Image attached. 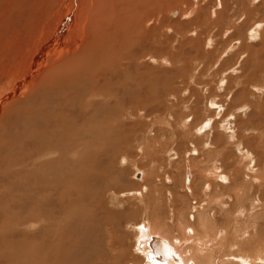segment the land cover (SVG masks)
<instances>
[{
	"label": "rangeland",
	"instance_id": "rangeland-1",
	"mask_svg": "<svg viewBox=\"0 0 264 264\" xmlns=\"http://www.w3.org/2000/svg\"><path fill=\"white\" fill-rule=\"evenodd\" d=\"M53 1L0 0V264H72V261L73 264H113L119 259L120 251L125 250L126 259L119 264H144V254L137 250V238L139 230L144 229L142 223L149 224V219L153 220L151 214L170 224V233L179 237V232L171 226L175 223L170 222L172 211L167 204L166 188L172 190L175 184H179L176 194H189L190 200L186 199L183 203L185 215H188L185 218L188 224L194 225L196 234H202L195 226L200 210L209 215L211 230L223 233L228 230L231 213L237 208L233 197L236 188L233 184L236 183L232 177L235 173L237 187L243 186L245 189V194L238 196L237 202L250 209L248 215L253 214L244 231L252 236L254 228L259 229L252 241L261 238L256 244L259 251L264 253V107L261 108V104H264V80L259 78L253 85L244 87L246 101L253 109L251 119L257 121V115L263 113L260 115L263 119L261 126L253 122L248 127L251 123L249 120L244 141L242 138L236 139L235 134L238 124H241L240 118L248 116L249 109L244 106L241 114L238 101L231 99V93L237 89L234 86L238 78L236 66L244 59V53H240L241 58L238 59L239 53L233 51L243 43L259 46L264 30V0H225V7L220 6L219 0H197V5L193 0H176L175 4L167 5L161 0L159 6L149 9L140 22L142 35L138 40L149 41L140 45L132 43L130 48L128 46L123 52H117L114 64L109 56L105 62L101 61L100 51L92 52V48L84 54L80 44L73 41L75 34L65 40L61 34L53 39V34L47 33L60 19L57 15V9L60 10L57 4L60 2ZM37 5L43 8V22L35 17ZM248 5L255 9L251 14L253 20L242 25L244 19L235 15ZM52 6L55 16L50 10ZM226 8L229 16L224 13ZM50 14L53 16L49 17ZM217 14H220L218 19ZM198 18L202 20L201 25L196 21ZM208 18L212 20L209 24L212 32L203 28ZM65 21L59 24L58 30L65 25L64 22L66 26L69 25L68 18ZM190 22L196 23L188 27L187 23ZM226 31L236 34L226 39ZM96 34L109 36L105 31H96ZM82 38L86 39L88 35ZM183 42L188 44L182 45ZM70 56L85 61L84 69L93 66L108 70L107 74L104 71L107 81L102 78L95 81L96 78L93 80L91 76H80L77 82L71 80L66 74L67 66L64 67V61ZM186 58L189 59L185 63ZM259 58H262L261 54ZM217 60L223 64L219 65ZM59 63L62 64V69L57 73L59 75L55 71L51 76L52 68L55 70ZM251 70L249 65L243 68L244 74ZM87 73V76L91 74ZM263 74L264 65L260 76ZM180 75L183 76L182 81H186V86H179L178 80L174 79ZM141 78L150 86L158 87L157 96L149 103L145 114L139 111L135 99L132 96L126 98L120 88L121 85L134 88ZM173 79L176 81L174 84H178L173 88L179 87L175 92L179 98L163 94L165 90L172 93L170 85ZM111 87L115 91L113 94L110 90L113 98L100 100V97H91L99 89L107 92ZM226 95L230 97L228 100ZM224 118L229 121L227 124L222 121ZM237 118L239 121H236ZM78 143L81 145H75ZM219 144L220 149H224L220 158L217 157L215 163L208 161L216 156ZM225 151L231 152L226 154L229 155L228 160L223 156ZM61 155L67 158L66 161ZM102 155L105 156L103 160ZM130 155L134 157L130 158ZM97 159L103 162L98 163L99 174L107 170L112 180L111 174L116 178V174L124 172L127 178L122 182L126 185L123 191L112 192V197H107L111 198V203H106V206L102 204L103 208H109L108 212L113 216L109 217L110 220H104L101 210L94 207L98 196L92 201L85 198L87 204L94 202L89 205L93 211L95 209L91 218V208H83L76 191L69 189L67 173L71 168L80 166V163L81 166L85 163L84 166L90 167ZM223 164L229 169L222 170ZM145 169L148 174L154 175L155 186L160 188L157 194L150 192L145 185ZM202 169L210 172L205 179H202ZM116 170H119L118 173ZM223 171L227 173L225 177L220 176ZM188 174L190 179L187 183ZM130 181L140 187L142 185V190L139 187V192L130 190ZM194 181L198 183L194 189L196 194L189 192ZM228 181L230 190L222 185ZM116 183L120 182L116 180ZM82 185L84 189L89 188L88 191L100 188L91 183L85 186V181ZM219 189L222 195H231L227 203L226 197L221 200L216 192ZM144 197L148 198L136 202ZM154 202L158 206L151 209L150 205ZM229 203L232 204L230 211ZM125 210H129L127 215L122 214ZM82 216L88 218V226ZM77 222L81 225H76ZM235 226L237 229L243 228L240 222ZM164 229L167 232V227ZM236 234L239 235V231ZM227 236L230 238L232 234L228 232ZM155 238L162 239L159 235ZM244 246L242 249H246L245 252L254 258V250ZM25 247L27 250H24ZM102 255L104 263L101 257L99 262L98 257ZM230 264L238 263L234 260Z\"/></svg>",
	"mask_w": 264,
	"mask_h": 264
},
{
	"label": "bare ground",
	"instance_id": "bare-ground-1",
	"mask_svg": "<svg viewBox=\"0 0 264 264\" xmlns=\"http://www.w3.org/2000/svg\"><path fill=\"white\" fill-rule=\"evenodd\" d=\"M42 0H40L41 2ZM51 1V0H50ZM161 0H59L56 1L58 2L59 4L57 5H60V6H57V7H60V10L57 9V15H59L60 19H59V22L58 24L50 31L47 30V33L49 35L53 34V39H55L59 34L63 35L62 38H64L65 40H67L66 37H68V40L71 36H73L72 34H75L76 37L73 36V41L77 42V44H80V50L84 51V54L87 53L89 51L90 48H92V52H95V51H100V57H101V61H106L107 60V57H111V62L112 64L115 63V58L117 56V52H120L123 50H125L126 47L129 46L130 48V45L132 43H137L138 45L140 44H144L146 42H148L149 40H138L140 38V36L142 35V29H141V26H140V22H141V19L144 15L147 14L148 10L149 9H156V7H158L159 5V2ZM218 0H216L217 2ZM46 2V1H45ZM164 2L166 3V5L169 3V4H175L176 3V0H164ZM225 0H219V4L221 7H225L224 3ZM53 3H55V0L53 1ZM79 3V4H78ZM193 3L194 5H197V0H193ZM49 4L52 5V3L50 2ZM45 5V4H44ZM43 5V6H44ZM63 5V6H62ZM34 6V5H33ZM48 6V5H47ZM46 6V7H47ZM62 6V8H61ZM242 6V5H241ZM51 8V6H48ZM45 8V7H44ZM49 8V9H50ZM235 8V7H234ZM46 9V8H45ZM48 9V8H47ZM48 9V10H49ZM47 10V11H48ZM53 11V6H52V9H50ZM55 10V8H54ZM43 8H41L39 5L36 6V10H35V17L38 18L39 20H42L43 18ZM45 11V10H44ZM46 11V12H47ZM51 11V12H52ZM93 11H96L97 13H93ZM233 11V10H232ZM50 12V13H51ZM54 12V11H53ZM255 12V9L251 8L250 5H248V7H244L242 12L241 13H237L235 16H239V17H242V20L244 19V22L242 23L243 24H247V22L249 20H253V18L251 17V14H253ZM225 15L229 16L228 15V8L225 9L224 11ZM42 14V15H41ZM54 16L56 15V12L52 13ZM192 14V13H191ZM242 14V15H241ZM48 15V13H47ZM51 15V14H50ZM53 15L49 16V17H52ZM177 15V12L173 14L174 17H176ZM215 15V13H214ZM211 16V15H210ZM209 16V17H210ZM234 16V17H235ZM217 19L220 17V14H217ZM68 18V23L69 25L66 26V21L65 19ZM47 19V18H45ZM53 19V18H52ZM197 19V18H196ZM199 19V18H198ZM49 20V19H48ZM47 20V21H48ZM57 21V20H56ZM63 25L62 28L60 30L59 29V24L61 22H63ZM197 23L199 25H201V21L200 19L199 20H196ZM212 20L210 18H208L205 22V25L206 27H203L204 29H207V31L209 32H212V29L210 28L209 24ZM43 22V20H42ZM41 22V23H42ZM53 22V21H52ZM51 24V21L49 22ZM48 23V24H49ZM196 22H190V23H187V26L189 27V25L193 26L192 24H194ZM54 24V22H53ZM62 25V24H61ZM53 26V25H52ZM50 27H48L49 29ZM52 28V27H51ZM201 30V29H200ZM96 31H105V32H108L109 33V36L107 35H104V36H100L98 34H96ZM202 31V30H201ZM204 31V30H203ZM202 31V32H203ZM219 30H217L218 32ZM256 28H254V32H256ZM200 33V32H199ZM201 34V33H200ZM235 32H230L228 33L227 31L224 33L226 39L228 38H232L235 36ZM88 35V38H82L83 36H86ZM81 36V37H80ZM193 36V35H192ZM52 38V37H51ZM191 39V37H190ZM209 39V38H208ZM259 42L258 43V47H255V45L253 44H246V43H243L237 50L233 51V53H239V55H237L238 59H240L241 57V54L240 53H244V59L241 60V62L238 63V70H236L237 72V80L236 79H233V80H236L234 86H236V91H233L231 93L232 95V101L233 102H236L238 101L239 105L241 106V108L239 109L240 110V113H241V110L243 111V108L244 106L247 107L249 110V115L244 117V118H240V121H239V118L236 119V121H239L241 124H238V132L235 134L236 135V139L238 138H242L243 140V137L245 134V132L247 131V128L250 127V125L254 122L258 125L261 126V121L263 120L261 118L260 115H262L263 113L261 112L260 114L257 115L258 117V120L255 121L254 119L252 120L251 117H252V113H251V110L252 107H249V104L247 103L246 101V93H245V89L244 87L247 86V85H253L259 78H262L264 80V74L263 76L261 77L260 76V72H261V68L263 67L264 65V30L263 32L261 33V38L259 39ZM47 43V42H46ZM59 43V41H58ZM74 43V42H73ZM190 43V42H189ZM183 44H188V42L186 43H182ZM181 45V43H180ZM191 45V44H190ZM212 45V44H211ZM58 46V45H57ZM192 47V46H191ZM47 48V44H46V47ZM52 48V47H51ZM128 48V49H129ZM53 49V48H52ZM182 49V48H181ZM230 49V48H229ZM229 49H226V50H229ZM79 50V51H80ZM191 50V48H190ZM50 51V50H49ZM46 52V51H45ZM189 52V50H188ZM187 52V53H188ZM228 52V51H227ZM72 53V52H71ZM251 53H254L253 56L251 57ZM90 54V53H88ZM212 54V53H210ZM262 55V58L260 59L259 58V55ZM83 55V54H82ZM97 55V54H96ZM80 56V55H79ZM87 56V55H85ZM98 56V55H97ZM205 56H206V53H205ZM95 59V55L93 57ZM222 59V56L220 57ZM93 59V60H94ZM187 60H185V63L186 61H188L189 58H186ZM218 59V58H217ZM220 59V60H221ZM191 60V59H190ZM206 60H208L209 62V59L206 58ZM205 60V61H206ZM220 60L218 61L220 64L219 65H222L223 63L220 62ZM154 61V60H152ZM215 61L213 63V65L217 62ZM62 62V61H61ZM91 62V61H90ZM87 63V62H86ZM187 63H190V62H187ZM60 64V63H59ZM64 67L67 66V72L66 74L69 76V78L71 80H78V78L80 76L82 77H90L91 76V79L96 80L95 81H98L99 78H102L103 80H106L107 78L105 76H107V72L108 70L104 69V68H101V67H93L91 66L88 67L87 69H84V67H86L84 64H85V61H79V60H75L74 57H71L70 56V59H68L67 61L65 60L64 61ZM203 64V63H202ZM61 65L60 64L59 66H56L55 70L52 68L53 71H51V76H53L54 72L56 71V74L58 73L59 70H61ZM191 65V64H190ZM189 65V66H190ZM200 65V64H199ZM246 65H249V67L252 68V70L247 73V74H244V71H243V68H245ZM84 66V67H83ZM188 66V67H189ZM63 67V68H64ZM60 68V69H59ZM185 68V67H184ZM191 69V68H190ZM63 71V70H62ZM104 71H106V74L104 75ZM175 71V70H174ZM173 71V72H174ZM178 71V70H177ZM176 71V72H177ZM190 71V70H189ZM87 72H91V74L89 76ZM95 72H98V74H95ZM191 72V71H190ZM232 72V71H231ZM171 74V73H170ZM186 74V73H185ZM59 74H57L58 76ZM65 75V73H64ZM175 75H178V73H176ZM246 75V76H245ZM67 78V77H66ZM106 78V79H105ZM235 78V77H234ZM175 80H178V83H179V86H186L185 85V82L186 81H182L183 79V76H176L174 78ZM173 79V84L176 82L174 81ZM186 79V78H185ZM191 79V78H189ZM192 80V79H191ZM107 81V80H106ZM194 81V80H193ZM111 82V80H110ZM130 82V81H129ZM106 83V82H105ZM108 83V82H107ZM134 83V82H133ZM136 83V82H135ZM78 84V83H77ZM172 84V85H173ZM76 85V84H75ZM111 85V83H110ZM112 85H114L112 83ZM171 86V90H172V93L171 92H168V91H164V95H172L174 96V98H179V97H176V89H178L179 87H177L176 89L173 88L175 87L176 85L178 84H174L173 86ZM238 85V86H237ZM78 87V85H77ZM102 87V86H101ZM106 87V86H105ZM114 87V86H112ZM111 87V88H112ZM109 89L107 92L103 91L102 89H99L96 93L94 92L92 94V98H97V97H100L99 99L100 100H109L111 98H113V94H114V88L112 89ZM120 88L124 91V93L126 94V98H129L130 96L133 97V99H135V102L137 104H139V111L142 113V114H145L146 110H147V107L149 105L150 102H152L157 94H156V91L158 90V87L157 85L155 86H150L148 84V82L146 83L142 78L140 80L139 83H137L134 88H131L130 86H123L121 85ZM152 88V90H151ZM154 88V90H153ZM240 88V89H239ZM110 90L113 92H110ZM116 90V89H115ZM255 89H253L254 91ZM187 91V90H186ZM80 92H81V89H80ZM184 92V91H182ZM81 95V93H80ZM83 95V93H82ZM87 96V95H86ZM197 97V96H196ZM234 97V98H233ZM236 97V98H235ZM225 98L228 100L230 97L228 95L225 96ZM189 99V98H188ZM230 102V101H229ZM188 103V101H187ZM189 105V104H188ZM233 105V104H232ZM231 105V106H232ZM259 105V104H258ZM263 106H261V108L264 107V104H261ZM195 109V107L193 108ZM264 109V108H263ZM95 111V110H94ZM242 114V113H241ZM264 116V115H262ZM264 118V117H263ZM262 119V120H261ZM249 120H251V123L248 125V127H246V125L248 124ZM223 122H225L226 124L229 122L227 120V118H224L222 120ZM238 122V123H239ZM76 131V129H75ZM242 133V135H241ZM107 134V133H106ZM101 139V138H100ZM103 139V138H102ZM214 139V138H213ZM230 137H229V141H230ZM104 140V139H103ZM112 140V139H111ZM101 141V140H100ZM233 141V140H231ZM244 141V140H243ZM77 142V141H76ZM216 143H219L220 141H215ZM253 142V141H252ZM213 143H214V140H213ZM69 145V144H67ZM75 145H79L78 144H75ZM220 145V144H219ZM222 145H224V143L222 142ZM226 145V144H225ZM66 146V145H65ZM77 146V147H78ZM85 146V145H84ZM74 147V145H73ZM225 147V146H224ZM76 148V146H75ZM80 148V147H79ZM221 148V145L219 147V150L216 152V156L213 157V158H210L208 159V161H211V162H214L215 163V159L217 157L220 158V153L224 151V149H220ZM63 149V148H62ZM61 149V150H62ZM68 149V148H67ZM66 149V150H67ZM72 149V147L70 148ZM70 149H68L70 151ZM78 150V148H76ZM83 149V148H81ZM79 149V150H81ZM100 149V148H98ZM60 150V151H61ZM64 150V149H63ZM64 150V151H66ZM73 150V149H72ZM119 150V149H118ZM62 151V152H64ZM83 151V150H82ZM86 151V150H85ZM77 152V151H75ZM80 152V151H79ZM60 153V152H59ZM66 154V152H64ZM74 152H72L73 154ZM85 153V152H84ZM123 152H121L120 154H122ZM125 153V152H124ZM228 153H231L230 151H225V153L223 154L224 158L226 160L229 159V155H226ZM75 154V153H74ZM83 154V153H82ZM87 154V153H85ZM100 154V153H99ZM125 155V154H124ZM62 156V155H61ZM66 156V155H65ZM73 156V155H72ZM78 156V155H76ZM84 156V154H83ZM92 156V155H91ZM103 156V155H102ZM60 157V156H59ZM63 157V156H62ZM60 157V159L62 158ZM71 157V156H70ZM86 156H84L85 158ZM105 156L102 157V160L104 159ZM130 158H133L134 156H129ZM64 160L67 159L65 157H63ZM62 158V159H63ZM72 158V157H71ZM76 158V157H75ZM82 158V157H81ZM78 159V158H77ZM243 159V158H242ZM241 159V160H242ZM85 160V159H83ZM102 160H95V162L89 167L88 165L84 166V164H82L81 166V163H80V166L76 167H73L71 168V171H69L67 173V178L69 179V189H71L72 191H76L77 193V197L80 199V203L81 206L83 208H88L90 209L92 206H89V205H93V203L91 204H87V202L85 201V198L91 200L92 198H96V201H95V204H94V207L96 206V210L99 211V209L101 210V213H102V218H104V220H110L109 217H113L111 215V213L108 212V209L106 207H102V204H104L106 206V203L109 204L111 203V198L108 199L107 197L108 196H111L112 192L116 193L118 191H123V188L126 186V185H123L122 182L124 181V179L126 178V174L124 172H119L117 171L118 174H116V178L112 175V177L114 179L111 180V176L110 178L108 177L109 175V172L107 170H105V173L103 174H99L100 172L98 170V163L102 162ZM224 160V161H226ZM59 161V159H58ZM66 161V160H65ZM63 161V162H65ZM80 161V160H79ZM82 161V160H81ZM88 161V159L86 160V162ZM91 161V160H90ZM89 161V162H90ZM94 161V160H93ZM70 163V161H68ZM85 162V161H84ZM58 163V162H57ZM78 163V162H77ZM103 163V162H102ZM101 163V164H102ZM61 163H59V166ZM65 164V163H64ZM73 164V163H72ZM88 164V163H86ZM113 164V162H112ZM194 164V165H193ZM192 165L193 166H196L195 163H193ZM104 165V164H103ZM109 165V164H108ZM114 165L115 162H114ZM240 165V164H239ZM63 166V164H62ZM67 166V165H66ZM88 166V167H87ZM112 166V165H111ZM135 166V165H134ZM148 166V165H147ZM58 167V165H57ZM69 167V166H68ZM114 167V166H113ZM222 167V170L224 169H229L228 166L226 167V164H223ZM61 169V167H59ZM64 168V167H63ZM62 168V169H63ZM101 168V167H99ZM112 168V167H111ZM130 168V167H129ZM193 168V167H192ZM231 168V167H230ZM234 168V167H233ZM236 168V167H235ZM59 169V170H60ZM68 169V168H66ZM102 169V168H101ZM114 169V168H113ZM57 170V169H56ZM112 170V169H111ZM130 170V169H129ZM147 169H145V185L147 187H149L150 189V192H160V188H158L159 186H155V183H154V175L153 174H148ZM102 171V170H100ZM115 171V169H114ZM64 172V171H63ZM104 172V171H102ZM224 172V171H223ZM221 173L220 176H223L225 177V174H227L226 172L224 173ZM59 173V172H58ZM58 173H56L58 175ZM62 173V171H61ZM201 173H202V179H205V177L210 173V172H205L203 171V169L201 170ZM56 176V175H55ZM66 176V175H64ZM216 176V175H214ZM59 177V176H58ZM190 175L188 174L187 175V183L189 182V178ZM57 178V177H56ZM63 178V177H62ZM107 178H109L110 180H107ZM214 178V177H213ZM219 178V177H218ZM233 179H235V183L236 184H233V186L236 185V188L234 190V201H235V204L237 203V208L233 210V212L231 213V219H230V225H229V228L228 230H224L223 233H215L216 230L212 231L211 230V227L209 226L211 219L209 217V215H207V213L205 214L204 211L201 212L200 210V215H199V219L197 218L196 220V223H195V226L197 225V229L199 227L200 231L202 232L201 235H198L196 234V230H194V225H190L188 224V221L185 217H188V215L186 216L185 215V208H184V202L186 199H189L188 198V193L184 196H180V195H177L176 191L179 187V184H175L174 188L172 190H167L166 188V195H167V204L170 205V211H172V220L170 222H174L175 224L171 225L172 227L175 228V230L177 232H179V237H177V235L175 234H171L170 231H169V225L167 222H163L161 219H159L158 217L154 216L153 214H151L153 217V220L149 219V224H146V222L142 223L143 224V227L144 229L142 230H139L140 234H139V237L137 238V241H138V244H137V249L144 253L145 254V258H146V262L145 264H230L231 261H234L236 260L238 264H242V263H246V264H263L264 263V253H261L259 251V248L257 247L258 244H256V242L258 243V241H260V239L256 242H253L252 240L254 238L257 237V234L259 233V229H255L253 230L254 234H252V236L248 235V233H246L244 230L246 229V226L248 225L249 221L248 219H250L251 216H253V214L251 213L250 215L247 214V212L250 210L249 208H246L245 206H240L239 203L240 202H237V200L239 199V197H241L242 195L245 194V189L243 186H239L237 187V173L234 174V176L232 177ZM67 179V180H68ZM127 179V178H126ZM116 180H118L120 183L117 184L116 183ZM61 181L63 183V179L59 181V185L62 186L61 184ZM85 181V186H88V184H92V186L96 185L97 187H100V194L97 193L98 190H93V189H90V191H88L89 188L87 189H84V185H82V182ZM114 181V182H113ZM178 181V180H177ZM221 181V180H220ZM126 182V181H125ZM144 182V181H143ZM156 182V181H155ZM179 182V181H178ZM61 183V184H60ZM139 183V182H138ZM141 183V182H140ZM186 183V184H187ZM129 189L130 190H133V191H138L139 192V189L138 187L142 190V185L140 187L139 184H133L131 181L129 182ZM198 183L194 181V184L193 186L191 187V191L189 190V192H194L195 194L197 193L196 190H194L196 188V186ZM144 185V184H143ZM145 185H144V190H145ZM157 185V184H156ZM208 185V184H207ZM224 186L225 189L227 190H230V186H229V181L226 183V184H222ZM206 186V185H205ZM90 187V186H89ZM220 187H222L220 185ZM65 189V187H63ZM92 188V187H91ZM125 189H128V187H126ZM138 189V190H137ZM147 190V189H146ZM194 190V191H193ZM67 191H69L67 189ZM149 191V190H148ZM218 191V194L219 197L221 198V200H224L225 197H226V202L227 203V200L230 199L231 195H229V193L222 195V191L221 189L219 190H216V192ZM66 192V191H65ZM61 193V192H60ZM67 193V192H66ZM72 193V192H71ZM133 193V192H131ZM70 194V193H69ZM75 194V193H74ZM140 194V193H138ZM150 194V193H149ZM160 194V193H159ZM116 195V194H115ZM134 195V194H133ZM70 196V195H69ZM142 197V195H140ZM149 196V195H148ZM112 197V196H111ZM134 199H135V196H133ZM137 197V196H136ZM67 198V197H66ZM69 198V197H68ZM71 198V197H70ZM94 198V199H95ZM148 197H144V199H141L140 201H136L138 203H140L142 200H146ZM238 198V199H237ZM77 199V198H76ZM218 199V198H217ZM108 200V201H107ZM71 201V199H70ZM92 201V200H91ZM165 200H163L164 202ZM75 202V201H74ZM90 202V201H89ZM135 202V201H134ZM135 202V203H136ZM101 203V205H99ZM118 203V202H117ZM73 204V203H72ZM77 204V202H76ZM75 204V205H76ZM122 205L123 202L121 203ZM79 205V204H77ZM167 205V206H168ZM228 207H229V211L231 210L232 208V204H227ZM256 205V204H255ZM100 206V208H99ZM158 204H156L154 202L153 205H150L151 209H154V207H157ZM199 206V205H198ZM79 207V206H78ZM77 207V208H78ZM256 207V206H255ZM63 208V207H62ZM80 208V207H79ZM131 208V207H130ZM133 209V208H132ZM220 210V208H218ZM91 213L89 216H91V218H93L92 216L94 215L95 213V209L93 211V209L91 208L90 209ZM63 211V210H62ZM81 211V210H79ZM88 211V210H86ZM68 212V211H67ZM76 212V211H75ZM88 213V212H87ZM129 213V210H125L122 212V214L124 215H127ZM209 213V212H208ZM67 214V213H66ZM98 214V212H97ZM187 214V213H186ZM75 215V214H74ZM80 215V214H79ZM225 215V214H224ZM88 216V217H89ZM99 216V215H98ZM101 216V214H100ZM190 216V215H189ZM77 217V216H76ZM83 217V216H82ZM212 217V216H211ZM80 218V216L78 217ZM84 219H86V221H83L88 222V218L83 217ZM90 218V217H89ZM90 218V219H91ZM95 218H99V217H95ZM101 218V217H100ZM102 218L100 221H102ZM213 218V217H212ZM116 219V218H115ZM63 220V219H61ZM66 220V219H65ZM94 220V219H93ZM92 220V221H93ZM98 220V219H97ZM91 221V222H92ZM74 222V221H73ZM81 222V220H80ZM148 222V221H147ZM242 223L243 224V228L242 229H237L236 228V223ZM77 222L76 225H81V223ZM93 223V222H92ZM100 223V222H99ZM102 223V222H101ZM104 223V222H103ZM102 223V224H103ZM69 224V223H68ZM99 225V224H98ZM101 225V224H100ZM104 225V224H103ZM101 225V227L103 226ZM70 226V225H69ZM88 226V224H87ZM67 227V226H66ZM81 226H79L80 228ZM98 227V226H97ZM164 227H167V232L165 231ZM65 228V227H64ZM63 228V229H64ZM88 228V227H87ZM214 228V227H213ZM83 229V228H82ZM80 229V230H82ZM116 229V228H115ZM86 230V229H85ZM69 231V230H68ZM70 231H71V228H70ZM78 231V230H77ZM239 231V235L236 234V232ZM230 232L232 234V236L230 238H228L227 236V233ZM85 233V232H84ZM84 233H81L84 235ZM73 234V233H72ZM76 234V233H75ZM103 234V232H102ZM80 235V234H79ZM88 235V234H87ZM98 235V234H97ZM110 235V234H109ZM114 235V234H113ZM157 235H159V237H161L162 239H159V238H155ZM76 236V235H74ZM104 236V235H103ZM118 236V235H117ZM155 236V237H153ZM255 236V237H253ZM88 237H90L88 235ZM97 237V236H96ZM111 238V237H110ZM56 239V238H55ZM61 239V238H60ZM115 239V238H114ZM146 239V240H145ZM166 241L164 242L163 241ZM118 240V239H117ZM156 240H159L160 241V245H163V246H167L168 248V251L171 255H168L167 253L165 254V252L163 253V258H158V256H154L152 257L153 255V251H152V246L153 244L155 243ZM136 241V242H137ZM145 241V242H144ZM264 241V240H262ZM60 242V241H58ZM88 243V242H87ZM107 243V242H106ZM143 243V244H142ZM105 244V243H104ZM117 244V243H116ZM88 245V244H87ZM242 245H245L244 247H247L250 249V250H254L253 252L256 253L255 257L252 258L251 255H249L248 253L245 252L246 249H242ZM57 246V245H55ZM170 246L173 248V251H174V255L172 254V251H171V248ZM260 246V245H259ZM50 248V247H49ZM236 248L235 250H232ZM258 248V249H256ZM11 249V248H9ZM8 249V250H9ZM26 249V247L24 248V250ZM93 249V247L91 248ZM22 250V249H20ZM27 250V249H26ZM49 250V249H48ZM51 250V248H50ZM56 250V249H55ZM162 250V249H161ZM261 250V249H260ZM31 251V250H30ZM43 251V250H42ZM127 251V250H125ZM125 251H120V256L118 257L119 259L117 260L116 263L112 262L113 264H119V262H123L124 261V258L126 253ZM164 251V250H163ZM248 251V250H247ZM9 252V251H8ZM32 252V251H31ZM85 252V250H84ZM88 252V251H87ZM99 252V251H98ZM118 252V251H117ZM252 252V253H253ZM10 253V252H9ZM12 253V252H11ZM28 253V251H26V254ZM141 253V254H142ZM25 254V253H23ZM138 254V253H137ZM52 255V254H51ZM90 255V254H89ZM108 255V254H107ZM106 255V256H107ZM115 255V254H114ZM118 255V254H117ZM32 256V255H31ZM135 256V255H134ZM139 256V255H138ZM49 257V256H48ZM82 257V256H81ZM89 257H92V256H89ZM100 257L102 258V260L100 259ZM141 257V256H140ZM139 257V258H140ZM43 258V257H42ZM45 258V257H44ZM43 258V259H44ZM50 258V257H49ZM48 258V259H49ZM59 258V261H60V257L58 256ZM99 262L101 260L102 263H104V256H99ZM23 259H25L23 257ZM27 259V257H26ZM108 259V258H107ZM126 259V258H125ZM141 259V258H140ZM92 260V259H91ZM128 260V259H127ZM142 260V259H141ZM30 261V260H29ZM63 261V260H62ZM94 261V260H92ZM129 261V260H128ZM127 261V262H128ZM130 261H133V260H130ZM138 261V260H137ZM136 261V262H137ZM45 262V261H44ZM61 262V261H60ZM64 262V261H63ZM65 263V262H64ZM87 263V262H86ZM129 263V262H128ZM44 264V263H43ZM50 264V263H49ZM72 264H73V261H72ZM76 264V263H74ZM101 264V263H100Z\"/></svg>",
	"mask_w": 264,
	"mask_h": 264
},
{
	"label": "water",
	"instance_id": "water-1",
	"mask_svg": "<svg viewBox=\"0 0 264 264\" xmlns=\"http://www.w3.org/2000/svg\"><path fill=\"white\" fill-rule=\"evenodd\" d=\"M159 243H160V241L156 240L155 243L153 244V246H152V251H153L152 257L158 256L159 259L163 258L164 252H165V254L167 253L168 255H171L168 251L167 246L160 245ZM242 264H246V263H242Z\"/></svg>",
	"mask_w": 264,
	"mask_h": 264
},
{
	"label": "crops",
	"instance_id": "crops-1",
	"mask_svg": "<svg viewBox=\"0 0 264 264\" xmlns=\"http://www.w3.org/2000/svg\"><path fill=\"white\" fill-rule=\"evenodd\" d=\"M154 237V236H153ZM160 239V238H159ZM146 240V239H145ZM164 241V240H163ZM145 242V241H144ZM165 242V241H164ZM143 244V243H142ZM170 248H171V251H172V254H173V256H175L174 255V251H173V248L170 246ZM138 250V249H137ZM139 251V250H138ZM140 252V251H139ZM142 253V252H141ZM144 254V253H143ZM144 256H145V254H144ZM145 262H146V258H145ZM145 264V263H144Z\"/></svg>",
	"mask_w": 264,
	"mask_h": 264
}]
</instances>
